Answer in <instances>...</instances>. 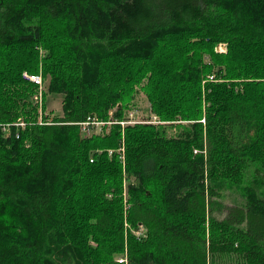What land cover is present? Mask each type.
<instances>
[{"label":"trees","instance_id":"trees-1","mask_svg":"<svg viewBox=\"0 0 264 264\" xmlns=\"http://www.w3.org/2000/svg\"><path fill=\"white\" fill-rule=\"evenodd\" d=\"M0 122V264H264V0H0Z\"/></svg>","mask_w":264,"mask_h":264},{"label":"rangeland","instance_id":"rangeland-1","mask_svg":"<svg viewBox=\"0 0 264 264\" xmlns=\"http://www.w3.org/2000/svg\"><path fill=\"white\" fill-rule=\"evenodd\" d=\"M224 47V50H221L220 48ZM217 52L220 53H226L227 52V45L222 43L220 44L217 48H216ZM32 75L29 74L27 72L24 73V77L25 75ZM42 74V71H41ZM40 74V75H41ZM42 76V75H41ZM26 78V77H25ZM43 79V87L41 90H38V93L36 95L39 94V92L42 91V95H43V99L42 101H36L35 100V96H34V100L36 102L35 105L38 104L39 106V112L41 114V116L39 117L41 122L44 121L42 120V113L44 111L45 108V113L48 116L49 120L47 121H52V119L54 118V116L57 115H61L62 112V100L63 97L60 95H54V94H48V81ZM212 81H215L214 76H212ZM47 93L46 97V101H45V97L44 95ZM110 115L112 116L113 114L110 113ZM151 119V123H160L159 118L155 115L151 114V109H150V102L148 100V98L143 94V93H139L134 102L133 105L130 108L129 111V121L128 122H121L122 126L125 127L128 124H132L135 125L137 123H145V121H148ZM113 124V122H96L94 123V125L96 126V128H92L90 127L89 131H84L86 134H91L92 132H96L97 134H100L103 132V126L107 125V126H111ZM92 126V125H91ZM250 179V177L248 178ZM124 188H127V183L124 184ZM128 197V196H127ZM222 200H219L220 202H223V204H225L226 206L229 207H233V206H240V207H246L247 205V200L246 198L242 195L240 189L238 187H229L226 186L223 188L222 191V196H221ZM218 217H223V215H220L219 213H217ZM124 256V253L116 256V260L118 261V259L122 258Z\"/></svg>","mask_w":264,"mask_h":264},{"label":"built area","instance_id":"built-area-1","mask_svg":"<svg viewBox=\"0 0 264 264\" xmlns=\"http://www.w3.org/2000/svg\"><path fill=\"white\" fill-rule=\"evenodd\" d=\"M220 49L224 50V47H221ZM25 77L27 79H29L30 81H32L33 83H35L36 85H38L39 90L42 89V87H43V79H42V76L40 74H36V75H28V74H26ZM42 98H43L42 91L39 92V94L35 96V100L36 101H40L41 102ZM81 125H82L84 131H89L88 127H89L90 123H81ZM0 127L2 129H4L5 131H8L10 129V125H3L1 122H0ZM15 127L24 128L25 127V123L23 122V120L20 119L17 123H15ZM126 226H128V223L126 224ZM133 233L139 238H146L147 237V229H146V227L144 225H139L137 230H133ZM118 262L121 263V264H123V263L127 264V262H128L127 254L125 253L122 258L118 259Z\"/></svg>","mask_w":264,"mask_h":264},{"label":"bare ground","instance_id":"bare-ground-1","mask_svg":"<svg viewBox=\"0 0 264 264\" xmlns=\"http://www.w3.org/2000/svg\"><path fill=\"white\" fill-rule=\"evenodd\" d=\"M126 47H127V46H126ZM130 47H131V46L129 45L128 48H130ZM133 48H135V47H133ZM133 48H132V49H133ZM130 49H131V48H130ZM133 50H134V49H133ZM131 51H132V50H131ZM132 52H133V54H134L135 51H132ZM130 53H131V52H130ZM136 53H137V51H136ZM136 53H135V56H136ZM137 54H138V53H137ZM132 56H133V55H132ZM101 68H102V67H101ZM94 70H95V69H94ZM98 70H99V69H98ZM96 71H97V70H96ZM101 71H102V70H101ZM102 72H103V71H102ZM100 74H101V73H100ZM10 90H11V89H10ZM3 102H4V101H3ZM1 105H2V104H1ZM65 202H66V201H65ZM65 202H64V203H65ZM62 203H63V201H62ZM62 203H61V204H62ZM119 203H120V202H119ZM121 204H122V203H121ZM64 205H65V204H64ZM67 206L69 207L68 204H67ZM67 206H66V207H67ZM63 207H64V206H63ZM59 209H60V208H59ZM61 209H62V206H61ZM61 209H60V210H61ZM66 209H67V208H66ZM60 210H59V211H60ZM63 210H64V209H63ZM63 210H61V211H63ZM65 211H66V210H65ZM69 211H70V210H69ZM68 214H69V213H68ZM62 215H63V212H62ZM66 215H67V214H66ZM64 216H65V215H64ZM67 218H68V216H67Z\"/></svg>","mask_w":264,"mask_h":264}]
</instances>
